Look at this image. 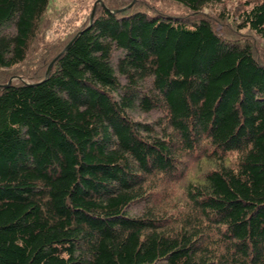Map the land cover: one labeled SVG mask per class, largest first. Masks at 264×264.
<instances>
[{"label": "trees", "instance_id": "16d2710c", "mask_svg": "<svg viewBox=\"0 0 264 264\" xmlns=\"http://www.w3.org/2000/svg\"><path fill=\"white\" fill-rule=\"evenodd\" d=\"M49 1L0 0V68ZM134 1L96 9L48 76L0 83V264H264V61ZM242 21L264 39V0Z\"/></svg>", "mask_w": 264, "mask_h": 264}, {"label": "rangeland", "instance_id": "374dc122", "mask_svg": "<svg viewBox=\"0 0 264 264\" xmlns=\"http://www.w3.org/2000/svg\"><path fill=\"white\" fill-rule=\"evenodd\" d=\"M131 1L50 0L46 11L37 21L33 38L26 50V59L12 67L0 68V83L11 80L34 81L41 78L50 59L80 27L90 20L93 10L99 11L102 6L123 8ZM258 1L262 0H223L208 4L198 12H190L182 4L171 0H135L133 8L207 17L224 36L250 44L256 55L264 61V39L249 27H241L243 13ZM150 117H158V113L153 111L146 116V118ZM140 207L141 205L138 204L132 207L131 211L139 212ZM155 264H164V262L159 261Z\"/></svg>", "mask_w": 264, "mask_h": 264}, {"label": "water", "instance_id": "95a60500", "mask_svg": "<svg viewBox=\"0 0 264 264\" xmlns=\"http://www.w3.org/2000/svg\"><path fill=\"white\" fill-rule=\"evenodd\" d=\"M131 4H132V3H130V4L126 5V6H124L123 8H119L118 10H121V9H124V8H127V7H130ZM93 14H94V10L92 11L91 18H92V16H93ZM71 41H72V40H71ZM71 41L69 42V44H67V46H66L62 51H64L65 49L68 48V46L70 45ZM55 59H56V58H54V59L50 62L49 66H48V68H47V71H46V76L49 75V73H50V71H51V68H52V66H53V63H54V60H55ZM9 82H10V81H9ZM9 82H8V83H9ZM5 85H6V84H5Z\"/></svg>", "mask_w": 264, "mask_h": 264}]
</instances>
